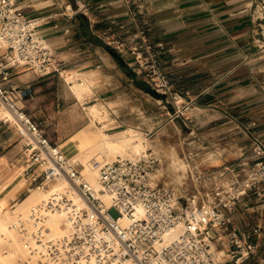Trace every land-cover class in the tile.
Masks as SVG:
<instances>
[{
    "label": "crops",
    "instance_id": "0c3cea01",
    "mask_svg": "<svg viewBox=\"0 0 264 264\" xmlns=\"http://www.w3.org/2000/svg\"><path fill=\"white\" fill-rule=\"evenodd\" d=\"M16 3L27 15L37 17L40 33L61 59L59 72L45 74L27 65L10 66V82L29 85L33 91L20 104L40 122L50 139L61 143L88 125L91 113L87 107L93 102L107 106L112 131L141 122L143 77L132 65L134 52L116 48L114 41L121 39L125 46H132L137 43L132 34L146 25L152 42H163L166 47L173 87L192 94L191 108L209 103L215 106L210 107L214 116L204 121L205 128L189 140L200 142L203 148L197 152L202 158L199 170L208 173L226 164L249 163L251 135L264 138V85L260 84L264 78V24L260 29L254 18L255 0ZM7 58L8 50L0 48V61ZM192 77L195 81L190 82ZM84 82L87 87L81 90L79 84ZM0 84L7 86L4 80ZM220 90L232 93L230 102L223 97L220 103L207 102ZM31 168L33 163L15 124L2 121L0 115V209L30 196ZM230 217L240 229L261 225L252 236L256 243L252 264H264V219L259 209L242 198Z\"/></svg>",
    "mask_w": 264,
    "mask_h": 264
},
{
    "label": "built area",
    "instance_id": "2783aa9c",
    "mask_svg": "<svg viewBox=\"0 0 264 264\" xmlns=\"http://www.w3.org/2000/svg\"><path fill=\"white\" fill-rule=\"evenodd\" d=\"M255 6L254 18L262 29L264 0H255ZM114 42L116 48H126L123 40ZM0 45L11 51L5 62L0 61V80L7 83L0 84V103L6 111L1 120L15 124L33 163L30 188L44 194L27 214L15 213L13 226L26 250L19 264H104L112 260L117 264L127 260L135 264H252L256 247L252 236L261 225L240 229L230 214L245 198L264 219L262 136L251 135V160L246 166L226 164L208 173L196 170L203 186L199 202L196 194L182 196L174 185L152 182L151 172L159 159L150 149L136 157L93 158L90 164L100 182L95 188L20 104L33 95L31 87L10 82V66L27 65L43 74L62 69L57 52L38 29L37 17L27 15L16 0H0ZM138 46L142 44L130 49L135 54L132 63L140 71L150 58L147 82L177 98L169 75L155 61L158 49L143 57ZM60 179L67 186L49 190ZM50 213L60 215V235L45 231Z\"/></svg>",
    "mask_w": 264,
    "mask_h": 264
},
{
    "label": "rangeland",
    "instance_id": "374dc122",
    "mask_svg": "<svg viewBox=\"0 0 264 264\" xmlns=\"http://www.w3.org/2000/svg\"><path fill=\"white\" fill-rule=\"evenodd\" d=\"M141 29H144V32H140ZM154 33L155 32L152 33L153 37ZM132 35L136 37L137 45L142 44L141 47L138 46V49L141 50V55L143 57H150V54L154 52L155 49H158V52L155 54V61L160 69L168 74L167 71L170 69L169 54L163 42H161L162 46H157V42H152L151 29L149 26L145 25V27H141ZM143 35L145 39L142 38ZM2 47L8 50L9 56L11 51L3 45H0V48ZM131 47L132 46H126L129 51H131ZM152 62L153 61L149 58L148 65L145 66L146 63H144L143 67H141L142 70H140L143 77L141 78L143 86V112L141 114V122L137 121L136 123L132 122L121 126L119 130L115 132L108 128V113L99 118L91 115L93 113L87 108L91 113H88L91 117L89 124L79 128L73 135L67 136L63 142L59 143L60 147L71 160V163L84 174L81 166L82 159L90 163L93 158L112 160L118 156L136 157L140 154L135 153L129 146H125L124 150L118 151L112 149L109 144L106 145L107 147L103 144L104 139H106V136L102 133L103 131L107 133L109 138L117 141L118 138L114 133H119L122 129L128 128L135 133L134 139L142 140L144 150L150 149L158 156L159 162L156 169L151 172V175L156 173L154 181L165 185H174L177 187L178 193L182 196L196 194V200L199 202L201 200L199 192L202 191L201 188L203 186L200 182V178L196 175V170L199 169L197 164L200 163L202 158L198 156L197 152L203 148L199 145L200 142L190 143L189 140L194 138L193 135L195 132L205 128L204 121L214 116V110L210 107L215 106L209 103L201 107L191 108L194 104L191 93L180 91L175 88L179 95L177 98H173L171 95L157 91V89L151 86L146 80L147 72ZM132 65L139 69L137 64L132 63ZM193 81H195V79L193 77L190 78V82ZM207 81H211V78H207ZM239 82L236 81L235 83ZM260 84L264 85V78L260 79ZM148 87H152L158 94L152 93L148 90ZM220 92L221 90L217 94L213 93L211 97L207 99V102L220 103L219 99H222V97L230 102L232 93ZM98 105L101 107L106 106L102 102H98ZM185 106L190 107L185 109ZM0 110L2 111L0 115L6 112L1 103ZM188 117H192L193 120L189 121ZM29 193V195L32 196V200L26 202L24 200L22 203L19 202L20 204L17 203L14 206L16 209L12 212V215L18 211L24 215L27 214L30 208L44 196L43 193H38L35 189H31ZM7 208H10V206ZM209 234L212 236L211 231H209ZM25 255L26 250L22 244V238L18 233L16 239L0 243V264H19L20 260L25 258Z\"/></svg>",
    "mask_w": 264,
    "mask_h": 264
},
{
    "label": "bare ground",
    "instance_id": "6f19581e",
    "mask_svg": "<svg viewBox=\"0 0 264 264\" xmlns=\"http://www.w3.org/2000/svg\"><path fill=\"white\" fill-rule=\"evenodd\" d=\"M70 77V76H67ZM77 83V82H76ZM87 87L86 82L79 84L80 89H84ZM91 113H93L94 116L96 117H102L103 115L109 113L108 108L106 106H99L98 102H93L90 103L87 107ZM2 111L0 110V114ZM106 119V118H105ZM101 121V120H100ZM103 124V123H102ZM105 136L106 139H104V145H108L114 149V150H124L125 146H129L135 153H140L144 150V144L142 140L134 139L135 133L132 132L130 129H123L119 133H116V137L118 138L117 141L109 138L107 136V133L105 131L102 132ZM107 147V146H106ZM139 154V155H140ZM135 157V156H133ZM81 166L83 168L84 176L94 185L95 188H98L100 186V182L98 179L97 171L91 167V164L85 160L82 159L81 161ZM81 172V171H80ZM82 173V172H81ZM152 177V182H155V176L156 173L151 175ZM67 186V182L64 179H60L57 182L51 184L49 190H54L59 187H65ZM32 196L26 197L25 202L28 200H32ZM78 202H81V198L79 196H74ZM104 199H106L105 195H102ZM23 200V201H24ZM22 203V202H21ZM20 204V203H18ZM1 207V206H0ZM16 207L10 206V208L6 209H0V243L1 242H8L16 239L17 237V231L13 226V223L16 219V215H12V212ZM20 212V211H18ZM59 220H60V215L57 213H50L48 214L45 222V231L49 235L57 236L62 233V227L59 225ZM104 264H117L114 260L109 261ZM125 264H135L133 261L127 260Z\"/></svg>",
    "mask_w": 264,
    "mask_h": 264
},
{
    "label": "water",
    "instance_id": "95a60500",
    "mask_svg": "<svg viewBox=\"0 0 264 264\" xmlns=\"http://www.w3.org/2000/svg\"><path fill=\"white\" fill-rule=\"evenodd\" d=\"M148 90H150L154 94H158L152 87H148Z\"/></svg>",
    "mask_w": 264,
    "mask_h": 264
}]
</instances>
